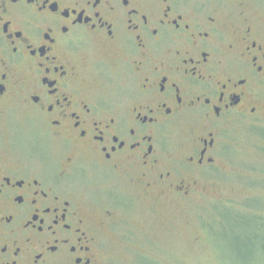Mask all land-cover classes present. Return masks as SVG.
Listing matches in <instances>:
<instances>
[{"label":"flooded vegetation","instance_id":"obj_1","mask_svg":"<svg viewBox=\"0 0 264 264\" xmlns=\"http://www.w3.org/2000/svg\"><path fill=\"white\" fill-rule=\"evenodd\" d=\"M232 130L264 144V0H0V264H116Z\"/></svg>","mask_w":264,"mask_h":264},{"label":"rangeland","instance_id":"obj_2","mask_svg":"<svg viewBox=\"0 0 264 264\" xmlns=\"http://www.w3.org/2000/svg\"><path fill=\"white\" fill-rule=\"evenodd\" d=\"M228 136L233 154L213 189L122 211L116 264H264V144L242 131Z\"/></svg>","mask_w":264,"mask_h":264}]
</instances>
